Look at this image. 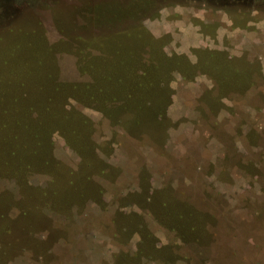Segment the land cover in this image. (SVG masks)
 I'll use <instances>...</instances> for the list:
<instances>
[{
  "label": "rangeland",
  "instance_id": "obj_1",
  "mask_svg": "<svg viewBox=\"0 0 264 264\" xmlns=\"http://www.w3.org/2000/svg\"><path fill=\"white\" fill-rule=\"evenodd\" d=\"M152 6L0 0V264H264V4Z\"/></svg>",
  "mask_w": 264,
  "mask_h": 264
},
{
  "label": "trees",
  "instance_id": "obj_2",
  "mask_svg": "<svg viewBox=\"0 0 264 264\" xmlns=\"http://www.w3.org/2000/svg\"><path fill=\"white\" fill-rule=\"evenodd\" d=\"M155 1H158V0H152V2H153L152 10L154 9V2ZM181 1L183 3H185V2L190 3L191 1L198 2L200 6H205L208 8H215V9H219V10H224V9H228V8H232V7H236V8L250 7V8H253L251 6H253L254 4L255 5L258 3L264 4V0H181ZM160 108H162V107L160 106L157 110H159ZM28 114H29V112L27 113V111L25 110L24 115L27 117ZM6 115H7L6 110H0V122H3L6 119ZM0 126H3V125L0 124ZM123 126L127 130H129V128L125 124H123ZM55 127L56 126H52L50 129L46 130L42 140H40L39 138H35L34 136H37L38 134L34 133L33 134V137H34L33 143H35V145L33 146V144H32L31 147H37L39 144H43L42 142L48 136L49 131Z\"/></svg>",
  "mask_w": 264,
  "mask_h": 264
}]
</instances>
